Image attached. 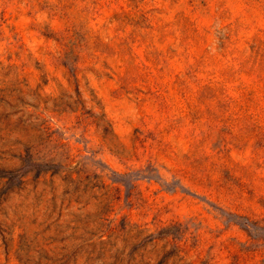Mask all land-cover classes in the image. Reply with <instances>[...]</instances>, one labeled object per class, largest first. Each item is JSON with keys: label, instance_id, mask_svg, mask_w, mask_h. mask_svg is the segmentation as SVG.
I'll return each instance as SVG.
<instances>
[{"label": "rangeland", "instance_id": "1", "mask_svg": "<svg viewBox=\"0 0 264 264\" xmlns=\"http://www.w3.org/2000/svg\"><path fill=\"white\" fill-rule=\"evenodd\" d=\"M0 264H264V0H0Z\"/></svg>", "mask_w": 264, "mask_h": 264}]
</instances>
